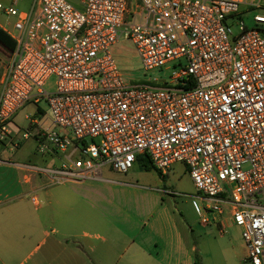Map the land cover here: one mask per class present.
I'll return each instance as SVG.
<instances>
[{
  "label": "built area",
  "instance_id": "obj_1",
  "mask_svg": "<svg viewBox=\"0 0 264 264\" xmlns=\"http://www.w3.org/2000/svg\"><path fill=\"white\" fill-rule=\"evenodd\" d=\"M17 2H0L16 32L0 60V147L21 110L45 102L38 152L67 154L51 177L85 180L106 165L127 174L144 156L162 174L182 164L207 213H228L246 260L264 264V13L249 28L239 0ZM122 39L165 79L128 85L112 52Z\"/></svg>",
  "mask_w": 264,
  "mask_h": 264
},
{
  "label": "crops",
  "instance_id": "obj_2",
  "mask_svg": "<svg viewBox=\"0 0 264 264\" xmlns=\"http://www.w3.org/2000/svg\"><path fill=\"white\" fill-rule=\"evenodd\" d=\"M11 1L0 0L5 5ZM239 1L241 8L264 12V0L254 7ZM21 2L31 9L35 0H18L17 5ZM31 104L35 112L26 116L29 126L13 123L17 135L0 147V264H195L202 231L210 226L224 234L221 227L238 228L228 213L233 223L210 214L208 225L202 219L190 225L171 201L176 194L147 181L140 160L133 167L139 169L127 174L106 165L85 180L51 177L49 171L66 163L67 154L38 152L37 135L51 124L45 109ZM23 130L30 133L22 140ZM177 166L188 172L175 164L168 175ZM217 240L233 243L222 235Z\"/></svg>",
  "mask_w": 264,
  "mask_h": 264
},
{
  "label": "rangeland",
  "instance_id": "obj_3",
  "mask_svg": "<svg viewBox=\"0 0 264 264\" xmlns=\"http://www.w3.org/2000/svg\"><path fill=\"white\" fill-rule=\"evenodd\" d=\"M68 2L77 8H81L80 0H68ZM247 2L253 3L255 6L260 4L259 0H247ZM262 4L264 5V3ZM16 6L22 11L30 9L25 2H21ZM246 9L247 8H241V14L245 11V14L242 15L243 20L249 28H252L253 16L258 13V11L254 9ZM7 21L12 23L14 19L7 18L5 15L0 14V25L5 27ZM230 25L232 26L234 32L237 33L239 31V27L235 21L231 20ZM7 28L11 33H16L12 26H8ZM112 52L123 79L128 85H155L152 81L154 78H158L159 80L165 79L163 73H160L159 71H146L143 68L139 55L130 41L122 39L113 48ZM6 59L7 58L4 57L2 51L0 50V60L5 61ZM54 84L55 78H52L49 82V87L54 86ZM40 106L44 108L47 113H49V108L45 102H42ZM34 112L35 106L33 104L26 106L16 115V117H14V125L16 124L20 128H27L30 121L26 119V116L30 117ZM13 131L14 134L17 133L15 129H13ZM28 132V130H23V132L20 131V139L23 138V134H28ZM32 140L33 138L30 137L29 141L32 142ZM137 169H139V166H135L132 171H137ZM143 173V175L147 177V181L151 183L158 182L161 187L166 185L176 194L175 197H172L174 199L171 201L174 205H176L177 212L186 218L190 225L197 226L196 223L201 222V219L208 212L206 206L211 205V201L207 200L196 191L193 182L190 180L188 172H185L183 166H177L169 175L166 173L162 174L163 176H160L156 172L147 171ZM212 216L213 215H210V213L208 214L209 219L212 218ZM221 217L226 219L229 216L225 213ZM230 221L233 223L232 219H230ZM239 229L237 228L233 231L225 229L227 231L224 234H218L217 229H214L213 227L210 228L209 226L206 231H212L210 232V235L206 231H202L201 238L197 237L199 243H195V254L200 257L202 264H251L250 261L246 260L247 250L242 239L241 230ZM195 230L199 233V226L196 227ZM220 235L231 240L233 243H218L217 239H219Z\"/></svg>",
  "mask_w": 264,
  "mask_h": 264
},
{
  "label": "trees",
  "instance_id": "obj_4",
  "mask_svg": "<svg viewBox=\"0 0 264 264\" xmlns=\"http://www.w3.org/2000/svg\"><path fill=\"white\" fill-rule=\"evenodd\" d=\"M15 49L14 40L8 35V33L0 27V50L2 51L5 58L13 53ZM140 160L143 163L145 170L147 171H155L160 176H163L161 172H159L151 163L149 157L144 156L140 157ZM195 264H202L200 257L195 254Z\"/></svg>",
  "mask_w": 264,
  "mask_h": 264
}]
</instances>
